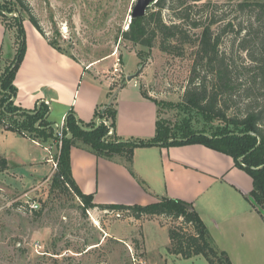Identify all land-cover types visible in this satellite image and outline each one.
Instances as JSON below:
<instances>
[{"label": "rangeland", "instance_id": "rangeland-1", "mask_svg": "<svg viewBox=\"0 0 264 264\" xmlns=\"http://www.w3.org/2000/svg\"><path fill=\"white\" fill-rule=\"evenodd\" d=\"M154 1L25 0L38 19L45 39L61 49V54L81 64L80 76L75 80L78 88L92 84L103 103L115 107L119 101V86L126 85L128 77H132L131 80L139 77L141 89L162 102L159 118L163 128H168V131L162 128L163 132L166 130L168 135L178 138L183 133L228 134L234 129L227 122L180 103L196 49L193 45H185L183 56L175 57L161 52L158 42L148 50L121 39V32L127 29L134 10L144 12ZM248 1L254 0H212V3L217 4L227 18L233 19L236 15L234 4ZM168 15H165L167 20ZM20 19L26 53L30 32L37 31L15 0H0L1 25L9 28ZM4 25L0 75L11 64L19 47L15 29H6ZM116 57L120 59L121 72L111 82ZM143 62L145 66L138 72ZM40 93L43 95L44 91ZM10 98L8 91L0 93L3 110L11 102ZM16 108L12 104L10 112ZM9 117L10 120L2 115L0 108L2 122L18 125L25 122L19 116ZM52 119L60 130V117ZM35 141L40 147L0 128V155L10 166L7 171L0 172V264H208L202 257L174 259L168 248L166 253L168 229L178 226V222L163 217L143 222L146 217L135 220L122 212H119L121 217L116 218L115 212L85 206L64 179L53 182L62 141L49 137ZM74 145L71 149L79 143ZM45 157L50 160L49 169L48 164L42 166L32 178L33 167L28 163L44 161ZM51 162L55 163V168ZM32 204L38 208L31 210Z\"/></svg>", "mask_w": 264, "mask_h": 264}, {"label": "trees", "instance_id": "trees-1", "mask_svg": "<svg viewBox=\"0 0 264 264\" xmlns=\"http://www.w3.org/2000/svg\"><path fill=\"white\" fill-rule=\"evenodd\" d=\"M15 2L27 14L36 31L45 38L38 19L25 0ZM233 9L235 18L229 19L212 0H155L144 8L143 14L131 17L127 29L121 32V39L133 46L151 50L158 42L161 52L175 57L183 56L185 45H193L196 49L180 103L203 115L227 122L233 127V131L226 135L212 136L204 132L191 135L183 133L178 138L168 135V128H163L164 124L158 118L154 140H122L104 122L97 128V123L83 128L71 112L65 117L64 126L72 134V138L67 139L68 132H63L53 180L59 183L60 179H64L87 207L126 213L135 220L156 216L178 222V226L167 232L169 253L186 260L202 257L208 264L232 263L225 252L218 250L208 228L191 204L161 197L145 206L96 205L93 203V196L83 194L73 180L70 150L78 142L79 146L88 148L98 157L124 160L126 164H130L137 148L150 147L156 143H162L163 146L201 144L230 156L236 167L251 177L252 190L247 199L264 219V0L237 3ZM166 14H169L168 20L165 18ZM4 28L15 29L19 47L11 64L0 75V93L8 91L11 97V102L4 110L0 106L1 114L9 120L10 115L19 116L25 122L18 125L0 120V128L33 141L40 137L56 141L51 128L53 123L47 119L49 108L46 104L41 103L32 111L16 108L14 112H10L17 92L13 81L25 55V44L21 19L9 28L4 25ZM46 40L54 49L61 50ZM1 55L2 53L0 58ZM144 66L145 63H141L138 72ZM123 86L120 85L119 88ZM113 87L110 86V90ZM144 95L146 96L145 93ZM115 117V107L110 105L104 113L98 114L97 119L114 120ZM35 123L37 126H34ZM162 128L166 130L163 132ZM9 168L7 160L0 155V172Z\"/></svg>", "mask_w": 264, "mask_h": 264}, {"label": "crops", "instance_id": "crops-1", "mask_svg": "<svg viewBox=\"0 0 264 264\" xmlns=\"http://www.w3.org/2000/svg\"><path fill=\"white\" fill-rule=\"evenodd\" d=\"M2 28L0 24V46ZM30 39L13 81L17 90L14 104L24 111L46 104L47 119L53 124V116H59L61 124L69 111L83 128L97 123L98 114L110 106L103 103L92 84L78 88L75 80L80 76L81 64L54 49L38 32H30ZM138 78L120 88L115 119L103 120L122 140L152 141L161 100L145 93ZM21 137L40 147L36 141ZM49 161L45 157L44 161L28 163L33 167L32 178L42 166L48 164L49 169ZM70 166L75 184L83 194L93 196L94 204L145 206L161 197L182 200L197 211L216 247L228 255L232 264H264V219L247 199L252 180L230 156L201 144L156 143L135 149L131 163L126 164L98 157L78 146L70 150ZM153 219L157 217H146L143 222ZM169 243L168 238L166 253ZM196 258L200 257L192 259Z\"/></svg>", "mask_w": 264, "mask_h": 264}, {"label": "built area", "instance_id": "built-area-1", "mask_svg": "<svg viewBox=\"0 0 264 264\" xmlns=\"http://www.w3.org/2000/svg\"><path fill=\"white\" fill-rule=\"evenodd\" d=\"M120 72H121V69H120V59L118 57H116L115 58V62L113 64V70L111 72V77H110L111 78L110 79L111 82H114L115 81L114 77L116 76V74H118ZM65 130H67V129L64 126V121H62L61 124H60V130L57 131V139H58L59 142H61V139L64 136L63 132ZM52 163H53V167L55 168L56 167L55 163L54 162H52ZM29 207H30L31 210H36L38 208V206L36 204H32ZM111 212H115V211H111ZM115 213H116V215H115L116 218H120L121 217L120 214H119V212H115Z\"/></svg>", "mask_w": 264, "mask_h": 264}, {"label": "water", "instance_id": "water-1", "mask_svg": "<svg viewBox=\"0 0 264 264\" xmlns=\"http://www.w3.org/2000/svg\"><path fill=\"white\" fill-rule=\"evenodd\" d=\"M140 14H143V11H137L136 12V10H134V12H133V14H132V17L133 16H136V15H140ZM132 79V77H128L127 78V80L128 81H130ZM31 114H33V113H31ZM102 122H104V120H98V123H97V125H96V127L95 128H97V127H99V125L102 123ZM65 124V123H64ZM51 128L53 129V131H54V136L57 138V131H58V127L55 125V124H52L51 125ZM83 130H85V131H92L93 129H83ZM66 138L67 139H71L72 138V135L71 134H67V136H66Z\"/></svg>", "mask_w": 264, "mask_h": 264}]
</instances>
